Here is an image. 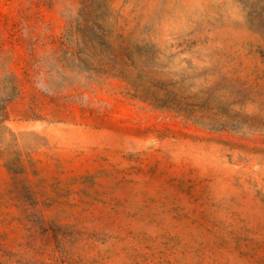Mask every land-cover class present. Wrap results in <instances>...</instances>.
<instances>
[{"label":"rangeland","instance_id":"rangeland-1","mask_svg":"<svg viewBox=\"0 0 264 264\" xmlns=\"http://www.w3.org/2000/svg\"><path fill=\"white\" fill-rule=\"evenodd\" d=\"M0 264H264V0H0Z\"/></svg>","mask_w":264,"mask_h":264}]
</instances>
